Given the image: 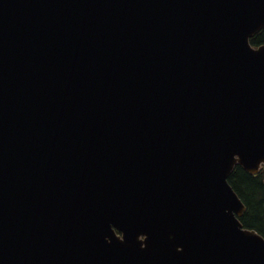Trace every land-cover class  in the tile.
Returning <instances> with one entry per match:
<instances>
[{
    "label": "water",
    "instance_id": "obj_1",
    "mask_svg": "<svg viewBox=\"0 0 264 264\" xmlns=\"http://www.w3.org/2000/svg\"><path fill=\"white\" fill-rule=\"evenodd\" d=\"M263 28L264 0H0V264H264L227 182L264 163Z\"/></svg>",
    "mask_w": 264,
    "mask_h": 264
},
{
    "label": "trees",
    "instance_id": "obj_2",
    "mask_svg": "<svg viewBox=\"0 0 264 264\" xmlns=\"http://www.w3.org/2000/svg\"><path fill=\"white\" fill-rule=\"evenodd\" d=\"M250 42L253 45L264 43V29L255 34ZM263 171L251 175L236 165L228 181L246 206L241 221L245 227L253 228L264 237V185Z\"/></svg>",
    "mask_w": 264,
    "mask_h": 264
}]
</instances>
